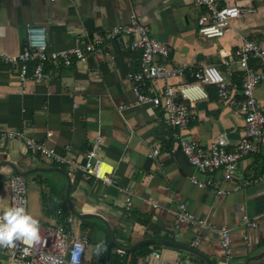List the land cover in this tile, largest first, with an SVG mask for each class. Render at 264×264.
I'll use <instances>...</instances> for the list:
<instances>
[{"label":"crops","instance_id":"crops-1","mask_svg":"<svg viewBox=\"0 0 264 264\" xmlns=\"http://www.w3.org/2000/svg\"><path fill=\"white\" fill-rule=\"evenodd\" d=\"M219 2L253 11L236 18L222 37L204 38L197 33L196 26L203 9L194 0H0V53L18 56L25 48L26 30L31 26L44 28L49 51L69 50L75 41L82 45L95 34L114 26H126L134 12L148 26L151 36L167 46L169 66H183L189 76L205 65H214L224 72L223 62H234L241 40L254 41L264 48V0ZM139 61V53L130 49V38L121 35L107 40L102 54L74 60L71 66L48 63L47 79L28 84L25 93L19 90L17 66L0 65L1 132L20 131L80 163L92 139L100 134L103 138L100 157L112 167L115 179L112 186L87 180L70 173L65 165L36 156L21 140L0 136V164L12 163L22 172L32 170L25 177L28 182L40 185V196H45L46 210L41 199L40 208L35 206L27 213L43 225H56L53 209L62 203V195L68 206L65 192L69 182L72 208L77 213L104 218L120 247L129 248L145 239L169 240L203 256L154 243L149 244L151 252L140 257L136 264H171L176 258L204 263L205 258L211 264H264V256L250 259L264 252V171L261 169L264 139L255 141L254 151L239 161L237 174L231 181L222 182L220 171L215 174L224 194L197 187L190 176L197 175L200 179L202 176L188 165L182 154L168 151L172 143L162 125L161 110L134 103L127 77L138 69ZM233 70L231 78L241 80L235 63ZM187 80L184 74L169 82ZM164 84V81L154 83L157 87ZM206 90L208 99L190 108L189 124L183 134L203 146L223 138L231 149L242 136L243 116L211 94L213 89L206 87ZM254 95L264 110V77ZM155 147H159L160 153L149 158ZM3 164L0 165L1 207L6 209L7 178L12 169ZM55 168L63 169L67 176ZM119 187L134 191L135 199L128 212L123 209L124 196ZM146 198L156 200L159 208L145 204ZM180 203L210 229L176 224L175 211ZM71 214L75 234L86 235L88 229L82 231L80 224L88 219L80 220ZM244 215L256 218L257 228L240 225ZM223 226L230 228L228 259L222 256L217 233ZM106 236L107 229L88 236L83 264H100L102 250L99 254L90 251V243L101 245ZM155 236L168 239H155ZM197 237L198 244L192 247ZM153 251L161 255L157 263L150 256ZM6 257L0 250V262Z\"/></svg>","mask_w":264,"mask_h":264},{"label":"built area","instance_id":"built-area-1","mask_svg":"<svg viewBox=\"0 0 264 264\" xmlns=\"http://www.w3.org/2000/svg\"><path fill=\"white\" fill-rule=\"evenodd\" d=\"M196 6L203 9L198 17L197 33L204 38L222 37L226 28L241 14L253 10L239 8L236 5H223L219 0H194ZM125 35L130 38V49L139 53L138 69L128 74V81L134 95L136 105H149L162 112V125L168 132L172 143L169 153L179 152L184 156L188 165L202 176H190L197 187L212 189L216 194H224L225 190L216 182L215 174L222 173V182L231 181L237 174L239 161L254 151V143L264 139V110H262L254 95L258 84L264 77V48L258 43L241 40L235 50V60L224 61V72L214 65H205L190 73L192 81L170 83L169 80L182 77L186 69L183 66H169V50L167 46L153 38L148 26L139 20L132 12L126 26H114L104 33L94 37L82 45L75 41L73 48L61 52L49 51L45 40V30L40 27H28L26 44L18 56L0 53V65L17 66L19 90L26 92L28 84H38L47 79L45 67L48 63L71 66L74 60L85 59L92 54H102L103 45L107 40ZM241 72L240 84L232 80L233 64ZM156 81H164L162 87L154 85ZM206 87H212L217 97L229 108L238 111L244 120L242 136L233 148L223 138H218L209 145L203 146L188 139L183 132L187 129L190 119V108L195 103L208 99ZM0 136L9 140H21L26 148L43 160L57 165H65L70 173L83 178L96 180L103 185H115L113 169L100 157L103 138L97 134L91 142V147L84 154L82 163L60 155L55 149L49 148L44 142L24 136L20 131L1 132ZM50 136V133L47 134ZM160 153L159 147L149 152L152 158ZM8 207L22 206L28 210L27 179L10 172L7 178ZM124 196V211H129L135 199L134 191L130 188L119 187ZM143 202L153 209L159 208L156 200L143 199ZM2 192L0 191V215L2 207ZM6 208V209H7ZM264 215V214H263ZM175 223L197 226L200 229H210L203 220L191 214L183 203L178 204L175 211ZM67 228L56 225H43L39 222V243L25 245L16 241L14 247H0L6 254V259L0 264H73V256H77V264H83L89 239L86 235L75 234V223L72 217L67 218ZM240 225L246 228H257L256 218L242 216ZM222 256L228 259L231 255L230 228L223 226L217 230ZM198 244V237L191 243ZM118 252H122L117 250ZM157 263L161 255L157 251L150 254ZM171 264H205L198 261H186L176 258Z\"/></svg>","mask_w":264,"mask_h":264},{"label":"clouds","instance_id":"clouds-1","mask_svg":"<svg viewBox=\"0 0 264 264\" xmlns=\"http://www.w3.org/2000/svg\"><path fill=\"white\" fill-rule=\"evenodd\" d=\"M39 222L29 215L22 206H13L0 215V247H14L16 241L25 245L39 243ZM103 244L97 246V253L103 250ZM73 256V264H77Z\"/></svg>","mask_w":264,"mask_h":264},{"label":"trees","instance_id":"trees-1","mask_svg":"<svg viewBox=\"0 0 264 264\" xmlns=\"http://www.w3.org/2000/svg\"><path fill=\"white\" fill-rule=\"evenodd\" d=\"M185 74H186V77L188 78L187 81H192V78L189 76V73L185 72ZM240 77H241V75H240ZM232 80L234 82H236L237 85L240 84V79L236 80L233 78ZM210 88L213 89V92L211 94L216 95L215 89L212 87H210ZM261 169L264 171V157L262 158ZM41 199H42L43 209L45 208V210H46L45 196L41 195ZM53 212L55 213V217H56V226H60L63 229H66L67 225H68L67 224V218L69 216H71L72 214H71L68 206L66 205L64 195H62V203L59 204L58 206L54 207ZM45 213H47V211ZM88 227L89 226H88V223L86 222V220L81 221L80 229L82 231L87 230ZM104 230L106 231L105 227H104ZM111 236H112L113 241L115 242V237H114L113 231H111ZM155 239H168V238L166 236H162V237L155 236ZM103 246L104 247H103V250L101 252L102 258H101L100 264H136L140 257L146 256L151 252L149 245L142 246V247H140L136 250H133L131 252H118L117 250H115L113 248V246L110 243V241L108 240L107 236L105 238ZM156 246H157V244H156ZM198 262L204 263L202 260H199Z\"/></svg>","mask_w":264,"mask_h":264},{"label":"water","instance_id":"water-1","mask_svg":"<svg viewBox=\"0 0 264 264\" xmlns=\"http://www.w3.org/2000/svg\"><path fill=\"white\" fill-rule=\"evenodd\" d=\"M3 163H6L7 166H9L11 169H12V172L15 173V174H18V175H21L23 177L27 176L29 173L32 172V170H29V171H26V172H22L18 169V167L12 163H9V162H1L0 165H5ZM54 170L56 171H59L61 173H63L65 176H67L66 172L61 169V168H55ZM34 171V170H33ZM69 189H70V183L68 182L67 184V187H66V192H65V198H66V201H67V204H68V207L69 209L71 210V212L73 213V215L80 219V220H83V219H91V218H95V219H98V220H101L105 226H106V229H107V235H108V240L110 241V243L112 244V246L116 249V250H120L122 252H131L135 249H137L138 247H141V246H144V245H149V244H154V243H159L163 246H169V247H174L176 249H179V250H184V251H187V252H190V253H193L195 255H198L199 257H203L200 253H198L197 251L193 250L192 248L190 247H187V246H184L182 244H179V243H176V242H173V241H169V240H154V239H145V240H141L137 243H135L134 245H132L131 247L129 248H122L120 247L119 245H117L113 239H112V236H111V229L109 227V225L106 223V221L104 220V218H102L100 215L98 214H87V213H77L71 206V204L69 203ZM262 256H264V252L263 254H261L260 256L256 257V258H250L251 260H258L260 259ZM205 263L206 264H211L208 260H206L205 258H203Z\"/></svg>","mask_w":264,"mask_h":264},{"label":"rangeland","instance_id":"rangeland-1","mask_svg":"<svg viewBox=\"0 0 264 264\" xmlns=\"http://www.w3.org/2000/svg\"><path fill=\"white\" fill-rule=\"evenodd\" d=\"M40 187H41L40 185L38 186V184H32V183L28 182V180H27V188H28L27 200H28V209L30 212L33 209V207H35V206L40 208V204H41ZM86 222L88 223V226H89L88 230L86 232L87 236H92V235L95 236L96 233H98L100 230L105 232V230H104L105 226L103 225V223L100 220L88 219V220H86ZM97 246L98 245L94 244L93 242L90 243V251L94 250L95 252H97L96 251Z\"/></svg>","mask_w":264,"mask_h":264}]
</instances>
